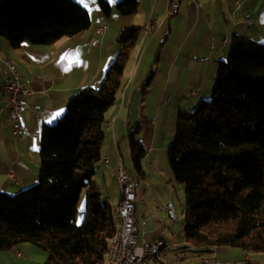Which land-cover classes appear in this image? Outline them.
I'll use <instances>...</instances> for the list:
<instances>
[{"label": "trees", "instance_id": "16d2710c", "mask_svg": "<svg viewBox=\"0 0 264 264\" xmlns=\"http://www.w3.org/2000/svg\"><path fill=\"white\" fill-rule=\"evenodd\" d=\"M97 1L109 16V3ZM138 5L119 0L116 10L130 14ZM89 25L88 9L76 0H0V35L12 48L25 42L48 45ZM139 35V27L122 29L101 82L78 89L61 115L42 127L37 180L14 194L0 190V251L30 243L46 253L44 264L104 262L118 223L93 176L101 159L104 114ZM127 141L132 166L144 178L146 150L137 128ZM167 158L175 182L184 186L185 242L202 252L228 246L264 253L263 42L231 37L211 96L178 113ZM83 190L86 204L79 212Z\"/></svg>", "mask_w": 264, "mask_h": 264}, {"label": "crops", "instance_id": "0c3cea01", "mask_svg": "<svg viewBox=\"0 0 264 264\" xmlns=\"http://www.w3.org/2000/svg\"><path fill=\"white\" fill-rule=\"evenodd\" d=\"M76 1L88 9L90 25L75 35L44 46L25 42L19 48H12L0 35V57L14 63L20 81L32 91L23 100L22 128L14 134L2 87L8 71L0 63V190L16 193L37 180L42 127L61 115L78 89L101 82L118 51L117 35L133 25L140 28V35L126 61L115 101L104 114L101 159L93 179L101 184L117 182L115 168L121 164L125 170L129 164L132 166L127 135L137 128L146 150L142 168L160 178L147 181L146 189L152 190L144 197L138 186L140 180L131 176L137 185L135 214L140 238L162 239L166 243L168 251L160 257L165 264H201L207 256L224 264H264L263 253H246L235 247H214L202 252L180 238V231L172 232L169 239L146 205L148 202L151 206L153 201L173 204L171 196L159 197L167 195L175 182L166 154L175 135L177 115L211 96L218 65L227 58L234 34L264 43V0H199V5L177 0L179 8L173 15L167 14L168 0H138L137 10L125 15L116 10L119 0H106L109 16L103 14L97 0ZM247 15L249 23L245 20ZM151 17L156 19V27L144 31ZM98 27L104 30L98 32ZM57 112L60 115L53 120ZM105 157L107 163L103 162ZM9 169L15 180L7 177ZM160 169L164 170V177ZM144 172L143 180L147 175ZM182 186L173 189L178 188L181 193ZM178 253L181 259L176 261L174 256ZM45 259L46 253L30 243L0 251V264H44Z\"/></svg>", "mask_w": 264, "mask_h": 264}, {"label": "built area", "instance_id": "2783aa9c", "mask_svg": "<svg viewBox=\"0 0 264 264\" xmlns=\"http://www.w3.org/2000/svg\"><path fill=\"white\" fill-rule=\"evenodd\" d=\"M195 5H199V0H191ZM237 3V0L234 1ZM179 8L177 0H168L167 14H176ZM246 23H249V16L245 17ZM156 19L149 18L146 22V31L156 27ZM103 27H98L97 31H103ZM0 63L6 67L8 73L4 77L2 87L7 95L8 116L12 125L13 133L16 134L21 128V113L23 110L24 98L31 96L32 91L26 83L19 79V73L14 63L8 58L0 57ZM107 163V157L105 160ZM115 179L120 187V200L116 207V212L127 214L126 234H122L119 245H114L113 260L115 264H148V261H156L157 264H165L161 260V256L167 251L162 252L161 256L152 255V247L157 242H164L162 239L147 241L139 236V223L136 217V201H137V185L130 173L125 170L123 164L115 168ZM7 177L15 180L12 169L7 171ZM158 211H165L170 219L177 221V217L171 216L168 204L165 206L155 205ZM162 220L157 221V226L161 229ZM175 260L181 259L178 253L174 256ZM201 264H224L214 257H204Z\"/></svg>", "mask_w": 264, "mask_h": 264}, {"label": "rangeland", "instance_id": "374dc122", "mask_svg": "<svg viewBox=\"0 0 264 264\" xmlns=\"http://www.w3.org/2000/svg\"><path fill=\"white\" fill-rule=\"evenodd\" d=\"M166 157H167V154H166ZM167 163H168V158H167ZM129 166L130 167L126 168V170L130 172L131 176H135L138 180H140L141 183H138V186L140 187V189L141 188L143 189V191H144L143 196L145 197L147 195V193L152 190V188H150L149 191L146 189L147 181L149 180L151 182H155V181H159L160 178L158 177V175L156 173L151 174V170H148V169L145 170V168H144L143 170L146 171L147 175H146V178L144 180H142L143 178L139 177V174L135 171L133 166H131V164H129ZM149 167H151V166H149ZM168 167H169V165H168ZM160 170H163V169H160ZM162 175H163V177L165 176L164 170L162 171ZM94 179H95V181H97V184L100 185L99 191H100L102 200H106L108 202L109 213H110L112 219L116 223L119 224L120 220H119L118 214L115 210V208L118 204L119 198H120L119 184L117 182H115V180L107 182L106 184H101V183H98L99 181L97 180V178H94ZM176 185H178V188L180 185L182 186V184L173 182V184L171 186H169L170 188H168L167 195H165V196L163 195L159 198H165V197L167 198L168 196H171L173 204H171V203L170 204L172 205V208H173V210H174V212L178 218L177 221H173L172 219H170L165 211H158L156 209V206H155L156 204L160 205V206H165L166 204H169V203H162L161 201L160 202L153 201V202H151V206H150L148 204V202H146L147 207L150 208L149 209L150 214L152 216L156 215L158 218L157 221H159V220L163 221V225H164L163 231L166 235L169 236V239H172L171 233L175 232V231H180V238L183 237L182 228H183V222H184V188L181 190V193H180L178 188L176 190L173 189V186H176ZM165 187H167V185H165ZM157 192H158V194L160 193L159 191H157ZM12 194H14V193H12ZM153 198H156V197H153ZM144 202H145V199H144ZM85 204H86V194H85V191L83 190L80 194V199L78 201L79 212L85 208ZM77 219H78V221L80 220V214H78ZM254 255H256V254H252V256H254ZM186 258H189V257H186Z\"/></svg>", "mask_w": 264, "mask_h": 264}, {"label": "bare ground", "instance_id": "6f19581e", "mask_svg": "<svg viewBox=\"0 0 264 264\" xmlns=\"http://www.w3.org/2000/svg\"><path fill=\"white\" fill-rule=\"evenodd\" d=\"M191 1V0H190ZM192 2V1H191ZM250 22V20H249ZM144 31H146V25L144 27ZM106 157L103 159V162L105 163ZM117 207V206H116ZM168 207L170 208L171 211V216L172 217H177L172 205L169 203ZM116 210V208H115ZM118 217H119V224L117 227V231L115 233V235L110 239L109 245H108V250L106 252L105 255V261L103 264H115V261H111L113 260V256H114V245H119L120 243V239L122 234H126V227H127V214L125 213H119L117 212ZM163 223L161 224V229L163 230ZM168 251V246L166 245L165 242H157L153 245L152 247V255L154 256H161L162 252ZM148 264H157L156 261H148Z\"/></svg>", "mask_w": 264, "mask_h": 264}, {"label": "snow or ice", "instance_id": "6c2138e0", "mask_svg": "<svg viewBox=\"0 0 264 264\" xmlns=\"http://www.w3.org/2000/svg\"><path fill=\"white\" fill-rule=\"evenodd\" d=\"M59 115H60L59 112L55 113V114L53 115V120H54L56 117H58ZM82 207H83V206H82Z\"/></svg>", "mask_w": 264, "mask_h": 264}]
</instances>
